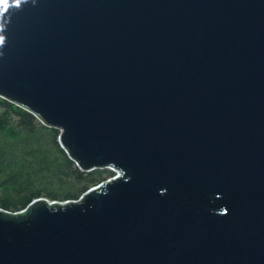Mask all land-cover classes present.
Here are the masks:
<instances>
[{
    "label": "water",
    "instance_id": "obj_1",
    "mask_svg": "<svg viewBox=\"0 0 264 264\" xmlns=\"http://www.w3.org/2000/svg\"><path fill=\"white\" fill-rule=\"evenodd\" d=\"M0 22V98L120 173L0 208V264H264V0H28Z\"/></svg>",
    "mask_w": 264,
    "mask_h": 264
},
{
    "label": "trees",
    "instance_id": "obj_2",
    "mask_svg": "<svg viewBox=\"0 0 264 264\" xmlns=\"http://www.w3.org/2000/svg\"><path fill=\"white\" fill-rule=\"evenodd\" d=\"M0 208L25 210L34 200H78L114 174L82 171L59 144L60 131L0 98ZM93 187V186H92Z\"/></svg>",
    "mask_w": 264,
    "mask_h": 264
},
{
    "label": "clouds",
    "instance_id": "obj_3",
    "mask_svg": "<svg viewBox=\"0 0 264 264\" xmlns=\"http://www.w3.org/2000/svg\"><path fill=\"white\" fill-rule=\"evenodd\" d=\"M28 0H0V21H2V17L4 13L8 10L10 6L20 7L22 3H27ZM35 3V0H33ZM0 31H3V24L0 22ZM4 43V37L0 36V46Z\"/></svg>",
    "mask_w": 264,
    "mask_h": 264
},
{
    "label": "built area",
    "instance_id": "obj_4",
    "mask_svg": "<svg viewBox=\"0 0 264 264\" xmlns=\"http://www.w3.org/2000/svg\"><path fill=\"white\" fill-rule=\"evenodd\" d=\"M109 170H111L112 171V173L114 174L113 176H116V175H119L120 173H119V170L118 169H116V168H114V167H109L108 168ZM112 178V177H111ZM44 200H46L47 202H48V204L49 205H55V204H65V203H67V202H72V201H74V202H77L78 200H71V201H51V200H49V199H46V198H43Z\"/></svg>",
    "mask_w": 264,
    "mask_h": 264
},
{
    "label": "rangeland",
    "instance_id": "obj_5",
    "mask_svg": "<svg viewBox=\"0 0 264 264\" xmlns=\"http://www.w3.org/2000/svg\"><path fill=\"white\" fill-rule=\"evenodd\" d=\"M1 112H2V111H0V114H1ZM112 177H115V176H112ZM110 178H111V177H110ZM108 179H109V178H108ZM108 179H106V180H108ZM106 180H105V181H106ZM98 184H99V183H98ZM92 186H94V185H92ZM92 186H91V187H92ZM89 188H90V187H89ZM51 201H53V200H51ZM68 201H69V200H68Z\"/></svg>",
    "mask_w": 264,
    "mask_h": 264
}]
</instances>
